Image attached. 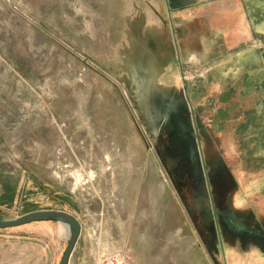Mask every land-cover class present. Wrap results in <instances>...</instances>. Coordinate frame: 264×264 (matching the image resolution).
<instances>
[{"label":"rangeland","instance_id":"374dc122","mask_svg":"<svg viewBox=\"0 0 264 264\" xmlns=\"http://www.w3.org/2000/svg\"><path fill=\"white\" fill-rule=\"evenodd\" d=\"M168 1L0 0V218L72 214L81 232L69 264L103 253L264 264V242L238 238L235 223L222 226L223 248L215 228L201 236L180 189L202 181L194 111L222 220L264 233V33L252 68L227 61L212 79L209 65L156 45L168 38L155 10L185 28L201 5ZM242 2L264 32V0ZM67 245L58 222L0 230V264H59Z\"/></svg>","mask_w":264,"mask_h":264},{"label":"crops","instance_id":"0c3cea01","mask_svg":"<svg viewBox=\"0 0 264 264\" xmlns=\"http://www.w3.org/2000/svg\"><path fill=\"white\" fill-rule=\"evenodd\" d=\"M207 1H210V3H207ZM242 1L243 0H201L199 3L201 5L194 3V5H197V8L193 10L194 14L191 15L193 19L183 18L181 21V24L184 25L185 28H179L177 26L179 21L175 24L172 13L164 15V13L161 14V12L155 10L156 15H160L159 18L162 20V32L166 34L168 38V41L165 42L157 40L156 45L159 46L158 48L160 49V45L168 44L169 48L172 50L170 55L172 57L174 55L178 61L184 57L188 59L195 58V60L202 61L204 64L209 65L212 68V79L220 80L221 76L217 75L216 70L222 67L227 61L233 63L239 62L240 69L242 70L243 68H252L253 65L251 64L247 63L244 65V61L247 62L251 54L257 55V58L260 57V46L257 41L260 39V34L264 32H261V28L258 27L253 19H250ZM202 2H204V4H202ZM165 3L167 6L169 5L168 0H165ZM183 8H186L185 5ZM180 10H182L181 7L177 8L176 12L179 14L181 12ZM195 21L196 24L199 25L202 22L206 32L203 31V33H201L199 30H192L191 25H195ZM254 23L256 25H254ZM153 38L156 40L157 36L150 37L149 39L153 40ZM151 44L155 43L152 41ZM159 60H161V58ZM167 60L170 61L171 58L168 56ZM163 62L164 60L162 63ZM163 64L165 65V62ZM230 66L231 65H229V67ZM237 66H233L232 68L234 69ZM165 67L166 69L169 67L172 76L175 77L179 75V71L174 69L171 64Z\"/></svg>","mask_w":264,"mask_h":264},{"label":"flooded vegetation","instance_id":"af4514ba","mask_svg":"<svg viewBox=\"0 0 264 264\" xmlns=\"http://www.w3.org/2000/svg\"><path fill=\"white\" fill-rule=\"evenodd\" d=\"M191 115L194 123V132H195L194 138L196 139L202 161V171H200L202 181H197L196 183H193V185L188 183V181L183 182L180 189L181 192H183V198L190 199L188 200V202H191L193 208V211L191 210V216L193 218H199V220H201L202 227L199 226V232L201 236L205 234H210L212 232V229L215 228V231L218 236V240L223 248L224 242L221 233L223 229L222 227L223 224L224 226L227 225L226 223L227 220L228 224L235 223L236 226L235 234L236 236H238V238H241L242 240L249 239V242L253 241L252 243L254 244L263 243L264 233H262L259 228H256L254 226H246V225L244 227H240L239 225L236 224V220L231 216H228L227 219H225L224 221L222 220V215H221L222 213L220 212V209L216 204L215 193L213 191L212 183L210 180L208 166L205 161V155L203 153V148L200 138L199 126L197 124L194 111L191 112ZM220 190H222L221 187ZM194 194H196V196H194Z\"/></svg>","mask_w":264,"mask_h":264},{"label":"water","instance_id":"95a60500","mask_svg":"<svg viewBox=\"0 0 264 264\" xmlns=\"http://www.w3.org/2000/svg\"><path fill=\"white\" fill-rule=\"evenodd\" d=\"M36 222H58L66 227L68 245L59 264H69L70 257L81 232L80 222L72 214L61 210H39L27 213L20 217L8 219L0 218V230L17 228Z\"/></svg>","mask_w":264,"mask_h":264},{"label":"built area","instance_id":"2783aa9c","mask_svg":"<svg viewBox=\"0 0 264 264\" xmlns=\"http://www.w3.org/2000/svg\"><path fill=\"white\" fill-rule=\"evenodd\" d=\"M123 260L122 253H103L98 256L96 264H121Z\"/></svg>","mask_w":264,"mask_h":264},{"label":"bare ground","instance_id":"6f19581e","mask_svg":"<svg viewBox=\"0 0 264 264\" xmlns=\"http://www.w3.org/2000/svg\"><path fill=\"white\" fill-rule=\"evenodd\" d=\"M62 226H63V228L65 230L66 235H67V229H66V227L64 225H62Z\"/></svg>","mask_w":264,"mask_h":264}]
</instances>
